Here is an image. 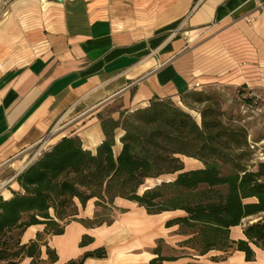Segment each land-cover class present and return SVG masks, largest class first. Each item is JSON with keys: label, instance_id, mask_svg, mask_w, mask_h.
I'll return each instance as SVG.
<instances>
[{"label": "crops", "instance_id": "0c3cea01", "mask_svg": "<svg viewBox=\"0 0 264 264\" xmlns=\"http://www.w3.org/2000/svg\"><path fill=\"white\" fill-rule=\"evenodd\" d=\"M1 8L6 9L0 14L3 165L17 162L36 144L65 102L71 105L100 93L96 102L101 105L119 99L123 108L134 109L154 96L180 99V91L191 87L183 73L184 61L191 56L192 42L202 36L240 31L257 57L256 70L264 84V0H0ZM44 106L46 116L31 124ZM97 123L99 138L93 144H86L82 134H73L90 150L104 140L98 119ZM35 160L15 174L11 190L20 189L17 176ZM118 200L116 205L123 206ZM121 208L126 212L111 225L88 228L71 221L64 234L46 235L59 255L53 264L80 258L98 247H105L108 256L88 257L85 264H150L157 257L159 239L180 252L170 264H264V251L259 248L250 261L239 250L225 258L220 251L199 256L187 249L183 254L184 248L177 245L182 237L172 235L175 228L166 229L169 218H163L175 212L151 215L138 204L135 209ZM94 211L91 201L79 217H92ZM44 228L28 227L22 243L35 239ZM84 235L94 237V242L80 246ZM232 237H244L242 226L232 229ZM216 256L220 258L215 260ZM42 258H49L46 246ZM31 261L26 258L18 264Z\"/></svg>", "mask_w": 264, "mask_h": 264}, {"label": "trees", "instance_id": "16d2710c", "mask_svg": "<svg viewBox=\"0 0 264 264\" xmlns=\"http://www.w3.org/2000/svg\"><path fill=\"white\" fill-rule=\"evenodd\" d=\"M179 96V103L154 96L134 109L120 103L116 111H100L104 140L95 150L85 148L77 135L65 136L25 168L16 178L20 189L11 190L9 198L0 196V264L26 258L31 264L56 263L58 252L46 235L64 234L71 221L88 228L113 224L119 216L115 211L126 212L116 205L118 198L136 202L151 215L179 212L165 228H175L172 235L182 237L177 245L183 254L187 249L199 256L220 251L225 258L239 250L250 261L255 248L264 251V162L254 161L248 129L227 118L219 101L205 92L185 89ZM184 158L203 166L187 169ZM150 179L162 180L141 191ZM91 201L93 216L79 217ZM33 225H43L44 231L22 243ZM239 226L244 237L234 239L232 229ZM94 240L84 235L80 246ZM162 242L157 241V257L150 264L178 258L166 256ZM43 246L48 260L42 258ZM107 256V249L98 247L64 264Z\"/></svg>", "mask_w": 264, "mask_h": 264}, {"label": "rangeland", "instance_id": "374dc122", "mask_svg": "<svg viewBox=\"0 0 264 264\" xmlns=\"http://www.w3.org/2000/svg\"><path fill=\"white\" fill-rule=\"evenodd\" d=\"M5 10L1 8L0 14ZM252 51L240 31L202 36L192 42L191 56L189 60L184 61L183 73L191 84V90L202 91L212 96L219 101L227 118L241 123L248 129L249 144L254 152V161L257 163L264 162V84H261L263 76L256 70L257 57ZM99 94L86 96L81 102H74L71 105L65 102V106L59 109V113L52 120L49 130L37 137L36 144L30 146V150L23 157L15 163L13 161L3 165L5 162H0V195L2 193L5 196L11 195L9 189L13 185L15 174L63 137L75 136L73 134L78 132L82 134L86 144H93L98 140V111L107 114L108 110H118L120 105L119 99L102 105L97 103ZM69 98L74 99L73 96ZM174 101L179 103L180 99ZM191 112L200 119L198 111ZM115 115L118 117V113ZM184 161L187 169L203 166L200 161L193 158H184ZM161 180H147L141 191L160 183ZM117 203L123 205L120 207L136 208L121 200ZM114 214L120 215L119 211H115ZM178 214L180 213L166 214L163 218H171ZM168 240L172 241L170 238ZM160 247L166 256L180 253L164 242Z\"/></svg>", "mask_w": 264, "mask_h": 264}, {"label": "bare ground", "instance_id": "6f19581e", "mask_svg": "<svg viewBox=\"0 0 264 264\" xmlns=\"http://www.w3.org/2000/svg\"><path fill=\"white\" fill-rule=\"evenodd\" d=\"M46 109H47V106H44V108L41 110V112H39L37 114V116L31 121V124L37 123L38 121L43 119L46 116ZM119 199L125 204L132 205V206H136L137 205L136 202H133V201H130V200H126V199H123V198H119ZM140 208H141V211H145L146 210L144 207H140Z\"/></svg>", "mask_w": 264, "mask_h": 264}, {"label": "water", "instance_id": "95a60500", "mask_svg": "<svg viewBox=\"0 0 264 264\" xmlns=\"http://www.w3.org/2000/svg\"><path fill=\"white\" fill-rule=\"evenodd\" d=\"M58 1L62 2L63 0H58ZM245 86L247 87V85H245Z\"/></svg>", "mask_w": 264, "mask_h": 264}]
</instances>
